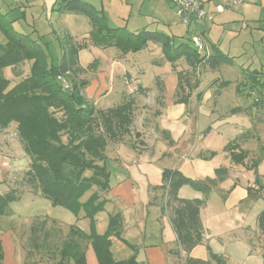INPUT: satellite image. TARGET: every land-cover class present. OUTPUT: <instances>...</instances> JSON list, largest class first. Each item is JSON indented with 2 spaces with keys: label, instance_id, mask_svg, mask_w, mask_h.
I'll return each instance as SVG.
<instances>
[{
  "label": "rangeland",
  "instance_id": "1",
  "mask_svg": "<svg viewBox=\"0 0 264 264\" xmlns=\"http://www.w3.org/2000/svg\"><path fill=\"white\" fill-rule=\"evenodd\" d=\"M2 1L3 9L8 10L7 20L20 17L22 11L26 14V22H21V27L4 22L7 28L26 34L32 39H38L48 56L49 63L50 61L58 63L60 46L72 43L77 48L78 71L75 77L77 80H86V85L81 91L86 105L94 106L97 110H107L122 103L124 95L130 88H150L146 89L149 90V94L144 92L146 96L133 98L131 123L128 125V132L122 137L134 131L136 119L147 122L159 112L162 98L156 86L157 79H161L165 86V102L173 97L177 82L173 68H177L181 71V82L184 86H188V83L192 85L197 78L199 79L198 87L192 91L194 94L187 107L192 109V122H198L200 130L206 133L207 140L218 142L220 138L223 139L219 153H227L231 159V152L239 153L241 150L238 149V144L245 141L244 147L253 150L250 157L256 160L261 156L260 159L264 161V24H256L251 20L228 21V18L227 23L223 20L210 22L213 28L209 32V41L216 43L229 56H233V62L221 63L215 69L197 67L193 71L184 58L177 59L175 63L169 61L161 44L156 41L148 40L142 48L127 52L118 46L98 44L92 35L96 30L86 16L73 12L60 14L55 11L59 0ZM83 1L102 10L110 27H123L132 33H139L142 29L158 31L170 35L175 45L181 42L189 43L191 35L200 31L205 22H208H191L189 25L183 23L176 13V4L171 0ZM229 9L225 12L230 11ZM230 15L231 13L227 16ZM32 22L41 32V38H37V33L32 31ZM51 27L55 32H50ZM4 38L6 39L5 36ZM31 63L32 61L26 59L17 65L7 66L11 67L7 73L8 77L14 80L15 77L26 76ZM16 70L21 76L15 73ZM72 77L68 75L63 78L70 85ZM164 121L166 118L162 120ZM204 151L214 152L211 157L204 160L220 158L215 150ZM220 154L219 156H222ZM260 166L262 173L264 164L261 163ZM260 179L264 182V177ZM228 182H225L224 186H227ZM15 184L22 192L17 201L8 205L7 210L16 214L15 218L30 221L29 225L24 223L16 238L12 239L15 245L14 259L20 264H56L61 244L68 237L69 226L77 227L85 233L94 229L97 233L104 234L107 230L108 216L103 209L91 220L85 216L82 209L76 213L62 206H54L40 192L35 194L24 191L21 179L16 180ZM187 188L189 191L185 198H192L193 192L197 191L189 186ZM94 189L100 190L98 187H92L84 193L81 201L85 202ZM226 189L229 190L230 187ZM228 194L230 191L226 196L230 198L236 195ZM210 196L213 204L217 205L221 199L220 191L214 188ZM252 203L248 208L246 204L233 208L234 213L229 214L227 223L220 228H217L215 223L212 224L214 229L212 235L219 233V236H212L214 239L211 249L223 255L226 264H264V242L260 245L253 235L257 233L256 215L263 209L264 202L262 199H255ZM237 212H244L243 216L246 217L244 227L248 232L239 228L241 224L235 226L231 223V220L236 221V218H239ZM42 218L59 221L64 226L57 228L43 221L48 232V237L44 239L39 229L32 232V226H40ZM242 233L248 239L243 238ZM0 239L4 240L2 243L5 245L7 239L2 230ZM82 244L87 264H98L92 247L87 242ZM194 248L190 252L191 256L209 258L206 249L200 244Z\"/></svg>",
  "mask_w": 264,
  "mask_h": 264
},
{
  "label": "trees",
  "instance_id": "2",
  "mask_svg": "<svg viewBox=\"0 0 264 264\" xmlns=\"http://www.w3.org/2000/svg\"><path fill=\"white\" fill-rule=\"evenodd\" d=\"M55 11L86 16L96 30L92 33L93 37L103 46L114 45L127 52L142 48L148 40L156 41L161 44L169 61L175 63L177 59L184 58L193 71L197 67L215 69L221 63L232 62V58L217 47H213L210 54L198 53L190 42L175 45L172 37L165 33L145 29L132 33L123 27H110L102 10L83 0H59ZM3 34L6 42L0 45V128H6L14 122L18 137L30 158V166L21 178V186L32 192H40L54 206H62L76 213L82 209L85 216L92 220L103 209L105 200H99L96 191L85 202L81 198L94 186L102 191L108 188L105 148L109 141L117 140L128 132L133 97L126 96L122 103L107 110H97L94 106L86 105L81 94L86 80H77L75 77L78 71L77 48L72 43L62 46V56L54 64L51 61L49 63L43 46L36 39L12 28H3ZM26 59L32 61L29 73L11 85L1 70ZM68 75L73 77L68 88H64L58 77ZM176 75L178 84L175 102L186 104L192 91L198 87L199 79L192 85L188 83V86H184L181 71L177 70ZM156 86L162 98V81L157 79ZM146 89L139 87L138 91ZM161 135L168 143H172L167 131L162 130ZM213 154L212 151H201L198 157L207 159ZM244 158L243 151L231 152L234 163H240ZM224 171L218 168L215 173L221 178ZM161 177L162 183L157 186L162 190L161 203L168 212L176 235V246L170 249V253L178 259L181 253H185L181 264H226L225 257L210 247L207 248L208 259L190 255L191 250L202 242L203 226L199 214L205 200L183 198L179 190L189 186L206 196L211 191L210 183L187 177L178 169H164ZM21 192L16 187L0 195V214L6 212L11 202L19 199ZM256 222L260 235L264 236V207L257 214ZM121 227L118 213L109 216L104 234L94 229L85 233L77 227H70L68 237L59 249L56 264H87L83 242L92 247L98 264H138L134 255L125 260H116L112 254V237L125 243L121 238ZM36 229L40 230L44 239L48 237L43 221L40 226H32V232ZM127 245L135 249V246ZM2 259L0 244V264Z\"/></svg>",
  "mask_w": 264,
  "mask_h": 264
},
{
  "label": "crops",
  "instance_id": "3",
  "mask_svg": "<svg viewBox=\"0 0 264 264\" xmlns=\"http://www.w3.org/2000/svg\"><path fill=\"white\" fill-rule=\"evenodd\" d=\"M198 1L205 11L213 16L211 21L205 22V26L200 31L192 34L201 38L206 54H210L213 47L219 48L216 43L209 41V32L213 28V25L209 24L210 22L223 20L227 23L228 18V21L251 20L255 21L256 24H264V0H240L236 8L234 5L231 9L228 8L230 11L225 12V9L220 13L215 12L214 7L223 3L224 0ZM0 5V45H3L6 42L3 28H7L4 22H11L12 26L21 27V22H26V14L25 11H22L20 17L7 20L8 10L3 9L2 0H0ZM229 13L231 15L227 16ZM58 17L61 18V15ZM32 24V31L36 32V37L39 38L42 36L41 32L33 22ZM50 30V32H55L53 28ZM59 49L61 58L62 46ZM230 57L233 62V56ZM10 68H3L1 73L13 85L20 78L15 77L14 80L16 81L13 82L14 80H11L7 75ZM173 72L176 75L177 68H173ZM15 73L21 74L17 70ZM177 84L178 78L173 97L166 102L164 86L160 110L152 120L141 122L136 119V128L130 132V135L109 141L105 148L104 164L109 172L108 188L104 191L95 189L93 191H97L100 199L105 200L103 212L107 214L108 218L112 214L118 213L120 215L121 238L125 243L135 246V249L132 250L120 239L112 237L111 251L116 260H125L134 255L138 264H181L182 259L185 258V253H181L180 259L170 253V249L176 246V235L170 224L168 212L161 203L162 190L157 187L162 183L161 173L164 169H178L187 177L203 179L210 183L211 191L208 195L204 196L197 191L193 192L192 197L205 200L199 214L203 226V238L200 245L206 249L207 254V248L210 247L211 249L214 237L219 236V233L212 235L214 232L212 224L215 223L217 228H220L227 223L229 214L234 213L233 208L240 204H246V208H248L255 199L263 200L264 182L260 178L264 177V172L261 173L259 167H261V163L264 164V161L260 159L261 156L257 157L256 160L251 158L253 150L244 147L245 141L238 144V149L247 154L242 162L234 163L227 153L220 154L219 148L224 142L223 139L220 138L218 142L207 140V135L200 130L198 122H192V109H188L187 105L194 93H191L186 104L175 102ZM138 88H130L124 97L146 96L144 95L146 90L138 91ZM147 89L150 90V88ZM149 90L146 91L147 94H149ZM207 96L208 94H206ZM164 118L166 121L162 122ZM162 130L168 132L172 143H168L162 137ZM204 150H215L220 158L215 157L211 160L199 158V152ZM29 166L30 158L17 136L16 124L12 122L6 128H0V195L15 188V181L22 178ZM218 168L225 170L221 178L215 173ZM227 181L229 184L224 186ZM228 186L230 187L229 190L226 189ZM214 188L220 191L221 196L217 205L213 204L210 196ZM24 191L38 193L27 188ZM188 191L187 186H183L179 190V195L185 198ZM229 191L230 194L236 193V195L233 198L226 197ZM237 213L239 218L233 215L237 220H231V223H234L235 226L241 224L239 228L248 232V229L244 227L246 220V217L243 216L244 212ZM15 215L8 210L4 214H0V231H3L7 239L5 245L2 243L4 240L0 239L3 253L1 264L3 262L20 264L18 260L14 259L15 245H13V240L18 235L20 227L24 223L29 225L30 221L22 220L18 216L15 218ZM238 219L241 221L239 222ZM42 221H45L46 224L55 225L57 228L64 226L61 222L53 219L42 218ZM229 225L231 226L230 223ZM67 228L69 229L70 226ZM253 235L260 245L264 242V236L260 235L258 226L257 233ZM243 238L248 239L244 234ZM9 258L11 259L9 260Z\"/></svg>",
  "mask_w": 264,
  "mask_h": 264
},
{
  "label": "built area",
  "instance_id": "4",
  "mask_svg": "<svg viewBox=\"0 0 264 264\" xmlns=\"http://www.w3.org/2000/svg\"><path fill=\"white\" fill-rule=\"evenodd\" d=\"M176 4V13L180 17L181 21L185 24L202 23L205 21H211L213 16L208 14L203 8L202 4L198 0H171ZM240 0H224L223 3L215 5V12L220 13L225 9L231 8L237 5ZM190 42L198 53L204 52V44L201 38L197 35L190 37ZM61 85L64 88H68L69 83L62 77H58Z\"/></svg>",
  "mask_w": 264,
  "mask_h": 264
}]
</instances>
